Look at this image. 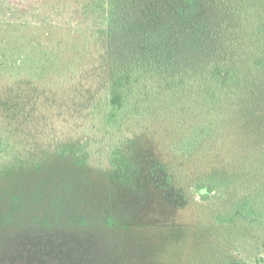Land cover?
I'll use <instances>...</instances> for the list:
<instances>
[{
  "label": "trees",
  "instance_id": "1",
  "mask_svg": "<svg viewBox=\"0 0 264 264\" xmlns=\"http://www.w3.org/2000/svg\"><path fill=\"white\" fill-rule=\"evenodd\" d=\"M61 4L91 21L67 22L55 45L31 40L0 63L29 76L12 86L9 120H23L25 132L0 139V180L20 177L15 202L30 200L24 221L49 236L25 237L19 261L84 264L90 223L68 199L55 201L54 176L68 168L136 174L146 140L163 136L171 162L151 168L162 187L184 202L187 194L203 203L224 198L215 224L205 226L215 229V243L204 240L199 264H262L224 247L264 224V0Z\"/></svg>",
  "mask_w": 264,
  "mask_h": 264
},
{
  "label": "rangeland",
  "instance_id": "2",
  "mask_svg": "<svg viewBox=\"0 0 264 264\" xmlns=\"http://www.w3.org/2000/svg\"><path fill=\"white\" fill-rule=\"evenodd\" d=\"M61 3L62 0H0V22L4 26L0 31V63L15 58L16 53H11L15 48L25 53L31 40L45 42L44 47L55 45L66 36L59 27H67V22L86 26L91 21L84 14L73 15ZM8 42L11 44L4 46ZM78 59L79 54L75 55V64L81 61ZM22 78L29 76L17 69L5 72L0 67V139L25 132L23 120L17 118L14 126L9 120L12 106L9 100L15 94L12 86ZM27 127L28 124V134ZM169 142L163 136L146 140L145 157L138 162L140 168L136 174L129 169L111 174L68 168L67 173L61 171V178L54 176L55 201L63 203V199H68V205H75V212L90 223L81 239L84 264H199L204 240L215 243V229L205 226L215 224L220 210L215 212V206L220 207L224 198L214 197L211 202L203 203L193 201V195L187 194L184 202L164 189L163 175L151 169L155 160L171 162L166 146ZM185 170H188L186 164ZM19 180L17 176H4L0 180V264L25 263L24 258L19 261L23 251L19 243L25 242V237L37 243L49 237L28 219L24 221L22 209L25 213L29 211L30 200L27 195L22 208L15 202ZM236 193L230 191L231 201L237 199ZM79 235L80 232L76 237ZM263 242L264 224L260 229L252 228L245 239L236 240L232 247L224 249L233 257L249 262L261 257L264 264ZM74 244L79 245L78 241Z\"/></svg>",
  "mask_w": 264,
  "mask_h": 264
}]
</instances>
